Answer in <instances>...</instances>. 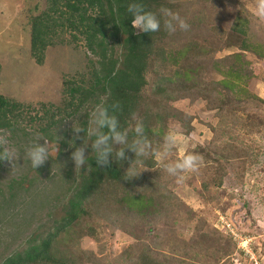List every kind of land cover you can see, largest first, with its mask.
<instances>
[{"label": "rangeland", "instance_id": "1", "mask_svg": "<svg viewBox=\"0 0 264 264\" xmlns=\"http://www.w3.org/2000/svg\"><path fill=\"white\" fill-rule=\"evenodd\" d=\"M255 6L256 0H153L161 27L144 43L136 115L153 149L171 132L172 159L195 152L203 163L177 182L154 156L135 158L126 149L129 159L110 157L123 176L130 166L146 169L121 181L104 175L83 201L85 212L63 227L89 169L75 171L70 157L83 139L73 145L72 125L87 128L99 98L70 115L62 82L88 80L89 61L98 58L66 33L37 64L30 21L45 0H0V94L23 103L6 120L0 114V123L10 124L0 134L20 154L13 168L0 162V264L57 227L51 264H264V20ZM162 8L178 12L189 29L169 34ZM135 124L132 118L126 128L129 140ZM37 134L48 141L50 156L35 169L25 148ZM93 154L89 141L85 155ZM222 219L230 222L228 233ZM246 243L255 261L242 252Z\"/></svg>", "mask_w": 264, "mask_h": 264}, {"label": "trees", "instance_id": "2", "mask_svg": "<svg viewBox=\"0 0 264 264\" xmlns=\"http://www.w3.org/2000/svg\"><path fill=\"white\" fill-rule=\"evenodd\" d=\"M132 2L142 3L146 10L151 11L153 0H45L46 7L31 18L30 52L37 64L43 63L48 46L54 45L57 40L62 43L65 41L66 33L69 40H82L86 49L98 58L95 63L99 68L94 65V61H89L88 80L81 78L68 81L67 84L62 82V94L68 95L65 109L70 115H75L92 96L98 97L99 103L102 97H107L110 112H113L110 107L112 103H120V108L114 114L121 130H124L133 113L139 111L136 96L145 85L147 51L144 43L149 33L140 32L136 35L139 31L133 28V17L127 11L128 4ZM21 106L23 103L0 94V114L4 120L14 107ZM5 126L10 124L7 121L0 123V127ZM87 160L88 172L68 202L63 227L85 212L83 201L100 184L104 175L116 181L124 178L123 172L114 163L100 169L95 164V154ZM59 229L57 227L48 233L38 244L9 255L1 264H51L54 256L50 248Z\"/></svg>", "mask_w": 264, "mask_h": 264}, {"label": "clouds", "instance_id": "3", "mask_svg": "<svg viewBox=\"0 0 264 264\" xmlns=\"http://www.w3.org/2000/svg\"><path fill=\"white\" fill-rule=\"evenodd\" d=\"M127 11L131 13L133 19L131 20L134 29H138L143 33H153L160 30L161 19L157 14L145 9V5L139 2L129 3ZM163 16V27L169 33L173 34L178 29L187 31L190 27L188 22L180 16L178 12H173L168 8L160 10ZM255 15L264 20V0H256ZM113 112L109 111L107 104V97H102L100 103L96 104L90 113L87 128L72 125V132L74 133L73 145L76 138L83 139L81 146L75 147L71 153V159L75 164V171L80 170L82 166L87 164L88 156L85 155V150L91 142V153L95 154V164L98 168L103 169L111 165L113 158L117 162H122L129 159L126 155V149L134 153L135 158H145L154 156L157 163L169 176L175 177L177 182L184 180L183 173H195L199 170L203 163V158L195 152L181 153L175 159H172L173 150L177 146V137L169 132L163 137V143L159 149H153L151 141L145 134V126L142 120L137 118L133 113L132 118L136 120L133 129L135 136L129 140V130H121L120 123L114 111L120 108V103L114 102L111 104ZM83 132L84 136L79 137ZM87 136L88 139H85ZM43 139L45 143L41 144L38 141ZM60 139L57 137V140ZM25 155L31 161V166L35 169L42 167L49 158L48 141L41 135L37 134L35 142L25 148ZM19 152L10 146L7 134H0V161H7L14 167L15 162L19 159ZM133 160L131 161L132 165ZM139 172L132 170L131 166L127 169L124 179H131L140 175Z\"/></svg>", "mask_w": 264, "mask_h": 264}, {"label": "built area", "instance_id": "4", "mask_svg": "<svg viewBox=\"0 0 264 264\" xmlns=\"http://www.w3.org/2000/svg\"><path fill=\"white\" fill-rule=\"evenodd\" d=\"M220 225H221V228H222L225 232H227V233H228V231L231 230V225H230V222H229L228 220H223V219L220 220ZM243 241L247 242L248 239H243ZM241 249H242V252H243L246 256H248V258H249L250 260H254V261H255V258H254V256H253L252 251H251L250 248H249L248 243H246V246H242V245H241Z\"/></svg>", "mask_w": 264, "mask_h": 264}]
</instances>
